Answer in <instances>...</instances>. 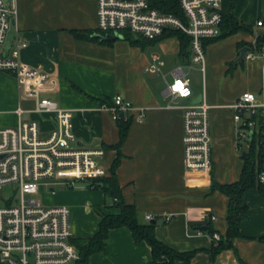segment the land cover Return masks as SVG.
<instances>
[{
	"label": "crops",
	"instance_id": "crops-1",
	"mask_svg": "<svg viewBox=\"0 0 264 264\" xmlns=\"http://www.w3.org/2000/svg\"><path fill=\"white\" fill-rule=\"evenodd\" d=\"M222 2L223 12L233 13L252 33L239 31L205 48L202 72L206 88L202 94L210 106L213 140L209 174L185 168L182 107L193 104L202 94L196 95L191 85L193 97L172 102L166 94L167 87L159 88L157 79L145 78L146 73L158 74L147 71L151 54L153 59L163 61L162 70L166 69L167 74L172 75L177 67L186 64L176 37L148 45L160 46L164 54L153 49L149 56L139 54L144 57L143 63H137L132 54L137 55L139 49L125 40L105 44L93 37L80 39L74 35L83 31L98 35V0H16L18 15L5 45L7 52L18 41L27 43L20 53L22 63L49 75L42 96L73 111V130L79 145L85 149L105 148L104 161L109 170L118 153L106 146L118 144L120 130L111 115L100 109V102L120 94L133 103V121L116 171L124 200L136 206L143 222L148 223L146 216L151 214L161 221L155 234L166 246L179 252L198 251L192 264L202 255L209 263L240 264L234 250L213 259L208 254L215 243L213 235L227 234L230 202L220 191L213 190L212 183L226 185L241 179L249 154L248 150H238L237 126L230 106L243 93L257 92L263 84V62H235L243 48H249L256 36L264 35V26H256L258 20L264 19V0ZM18 108L24 111L21 116L17 115ZM35 108L36 101L23 98L16 78L0 71V129L36 121L48 135L55 128V117L38 115L33 112ZM140 109L146 112L142 122L137 120ZM91 196L99 205L105 192ZM243 200L247 210L241 215L242 237L233 245L242 262L264 264V194L257 186L248 190ZM88 206L87 214L96 216L92 237L99 230L103 209L99 212L95 204ZM118 213V209H107L103 215ZM210 229L215 230L213 235ZM107 249L116 252L114 258L130 259L136 264L152 261V249L146 243H135L127 228L109 232ZM95 257L96 254L91 256L89 264L97 263Z\"/></svg>",
	"mask_w": 264,
	"mask_h": 264
},
{
	"label": "built area",
	"instance_id": "built-area-1",
	"mask_svg": "<svg viewBox=\"0 0 264 264\" xmlns=\"http://www.w3.org/2000/svg\"><path fill=\"white\" fill-rule=\"evenodd\" d=\"M222 0H179L183 17L162 13L151 7L147 0H98V30L107 35L132 32L149 40L159 39L167 30H179L191 38V61L205 68V43L221 37L224 22ZM18 15L16 0H0V71L13 75L18 81L23 98L36 101L34 113L53 115L55 128L48 134L36 121L20 122L17 127L0 129V190L15 186L16 201L0 206V264H76L80 253L72 244L71 210L68 206L47 207L36 196L51 181L72 187L77 180L92 181L109 175L105 165V148H87L79 145L73 130V111L63 109L56 101L42 96L49 75L21 61V51L27 43L18 41L5 51L7 37ZM264 26V19L256 22ZM258 36L249 46L245 61L263 62V84L257 92L243 93L230 109L237 126L238 150H249L255 140L264 135V43ZM172 73L173 82L164 76L166 94L172 102L178 98L193 97L189 73L193 66L185 60ZM163 61L154 57L148 72L160 73ZM201 103L182 107L184 111V156L187 171L210 173L213 164L212 125L210 106L205 95ZM171 107V104H169ZM117 122L128 119L135 109L133 103L117 94L100 104ZM24 111L18 108L17 115ZM146 112L140 109L138 122ZM258 182L264 187V159ZM151 222L154 215L146 216ZM221 236L213 235L215 242Z\"/></svg>",
	"mask_w": 264,
	"mask_h": 264
},
{
	"label": "trees",
	"instance_id": "trees-1",
	"mask_svg": "<svg viewBox=\"0 0 264 264\" xmlns=\"http://www.w3.org/2000/svg\"><path fill=\"white\" fill-rule=\"evenodd\" d=\"M152 8L160 10L162 13L170 14L182 18L183 11L179 0H147ZM224 22L221 27V37L214 40L206 41L207 44L221 40V38L236 35L239 31L251 32V28L242 23L233 13H224ZM96 34L107 35L108 33L97 30ZM125 38L124 40L129 42L132 46L145 48L150 44H155L161 40L168 38H177L180 42V56L184 60H189L191 49V38L179 30H167L163 36L156 40H149L135 36L132 32H122ZM74 35L80 39H90L93 37L96 41H102L105 44H112L101 40L99 37H95L94 33L90 31L74 32ZM258 44L264 43V35L258 36ZM251 46V45H250ZM102 100L101 102H103ZM100 102V103H101ZM133 121V115L128 119H120L115 122L120 130L119 142L117 145L106 146L117 151L116 160L109 170V175L102 179H97L95 184L91 186L92 189H102L106 196L111 199V208L118 209V214H105L101 216V223L99 230L90 238H78L72 239V244L77 248L80 253V260L76 264H89L90 258L93 254L103 252L106 248V241L109 237L111 230H118L120 228H127L131 235H133L134 241L137 244L146 243L152 249V261L149 264H175L181 262L182 264H192L191 262L198 254V251H182L179 252L170 246H166L161 242L156 234V225L151 222H143L140 218L136 206L125 202L123 197V189L118 182L116 171L121 164L123 154L121 148L123 142L127 137L130 125ZM248 157L245 159V165L243 167V173L241 179L238 182L221 185L216 182L212 183L214 191H220L223 195L229 199L228 209V228L226 236H222L221 239L213 243L212 249L208 251L211 259L215 258L219 254L234 250L237 259L240 264H246L238 257L237 251L233 245L234 240L242 237L240 231L241 215L247 210L244 205V195L251 188H260L264 194V187L258 182L259 167L264 159V135L260 136L258 140H255L251 149L248 152ZM213 235L215 230H209Z\"/></svg>",
	"mask_w": 264,
	"mask_h": 264
},
{
	"label": "rangeland",
	"instance_id": "rangeland-1",
	"mask_svg": "<svg viewBox=\"0 0 264 264\" xmlns=\"http://www.w3.org/2000/svg\"><path fill=\"white\" fill-rule=\"evenodd\" d=\"M10 1V0H7ZM10 36L12 32L9 33ZM135 49H139V53L137 55L132 54L133 58H136L137 63H143V56H139V54L150 55L153 49L157 52V54H164V51L157 46L153 48V46H146L145 48L133 46ZM206 48V47H205ZM149 58V57H148ZM188 64L193 66L192 71L189 73V79L192 81V87L195 91L196 95H200L204 93L206 88L205 80L203 79L202 65L193 64L191 61ZM151 63L153 62V54H151ZM185 66V65H184ZM166 75V79L172 83L173 77L171 74H167L166 69L158 73V74H145L146 79H157L159 82V88L167 87L166 82L163 77ZM53 185L51 187H45L42 185L40 189V194L36 196V198L47 207H57L58 205H67L71 210V223H72V235L73 237H82L89 236L92 234V231L96 227V216L95 214H87L88 205H94L100 212V208L103 210L100 212L102 215L105 213L107 209L111 208V199L106 196L101 204L96 205L94 202V198L91 196L92 193H98L100 196L104 191L102 189H92L91 184L92 181H82L77 180L74 182L72 187H68L64 184H61L60 181L55 182L51 181ZM15 186H9L0 190V206H4L9 203V200L16 201L18 199V193L15 192ZM99 196V197H100ZM95 213V212H94ZM97 215V214H96ZM101 215V216H102ZM100 216V215H99ZM106 249V248H105ZM115 251L108 250L96 253V257L94 258L97 262L96 264H136L134 261L130 259L114 258ZM178 263V262H176ZM175 263V264H176ZM194 264H214L209 263L208 258L205 255L198 257Z\"/></svg>",
	"mask_w": 264,
	"mask_h": 264
},
{
	"label": "water",
	"instance_id": "water-1",
	"mask_svg": "<svg viewBox=\"0 0 264 264\" xmlns=\"http://www.w3.org/2000/svg\"><path fill=\"white\" fill-rule=\"evenodd\" d=\"M96 37H100L103 41H107V42H114L116 40H124V36L120 33H114L113 35H97ZM249 50V48H243L241 51H240V55L237 59V61L235 62L236 64L238 62H243L244 61V56L246 54V52ZM203 100V96L200 95L198 96L195 100H194V103H201ZM247 154V153H245ZM152 224L154 225H160L161 224V221H158V220H152L151 221Z\"/></svg>",
	"mask_w": 264,
	"mask_h": 264
}]
</instances>
